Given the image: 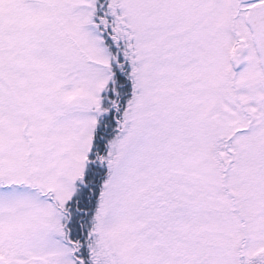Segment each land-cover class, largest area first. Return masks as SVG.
Returning a JSON list of instances; mask_svg holds the SVG:
<instances>
[{
	"label": "snow or ice",
	"instance_id": "snow-or-ice-1",
	"mask_svg": "<svg viewBox=\"0 0 264 264\" xmlns=\"http://www.w3.org/2000/svg\"><path fill=\"white\" fill-rule=\"evenodd\" d=\"M0 264H264V0H0Z\"/></svg>",
	"mask_w": 264,
	"mask_h": 264
}]
</instances>
